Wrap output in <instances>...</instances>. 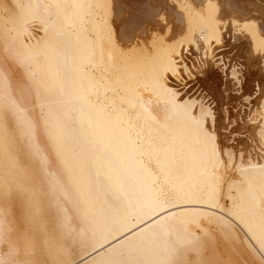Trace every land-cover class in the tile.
Returning a JSON list of instances; mask_svg holds the SVG:
<instances>
[{"label": "bare ground", "instance_id": "bare-ground-1", "mask_svg": "<svg viewBox=\"0 0 264 264\" xmlns=\"http://www.w3.org/2000/svg\"><path fill=\"white\" fill-rule=\"evenodd\" d=\"M264 264V0H0V264Z\"/></svg>", "mask_w": 264, "mask_h": 264}, {"label": "snow or ice", "instance_id": "snow-or-ice-1", "mask_svg": "<svg viewBox=\"0 0 264 264\" xmlns=\"http://www.w3.org/2000/svg\"><path fill=\"white\" fill-rule=\"evenodd\" d=\"M116 264H120V262H119V261H117V262H116Z\"/></svg>", "mask_w": 264, "mask_h": 264}]
</instances>
